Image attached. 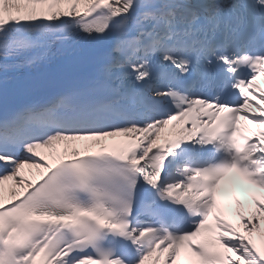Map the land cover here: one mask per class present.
<instances>
[{
  "label": "snow or ice",
  "instance_id": "snow-or-ice-1",
  "mask_svg": "<svg viewBox=\"0 0 264 264\" xmlns=\"http://www.w3.org/2000/svg\"><path fill=\"white\" fill-rule=\"evenodd\" d=\"M262 75L264 0H0V264H264Z\"/></svg>",
  "mask_w": 264,
  "mask_h": 264
}]
</instances>
